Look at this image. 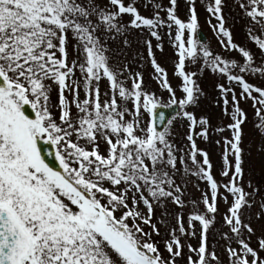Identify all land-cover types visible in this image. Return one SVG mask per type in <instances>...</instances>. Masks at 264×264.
<instances>
[{"label": "snow or ice", "instance_id": "snow-or-ice-1", "mask_svg": "<svg viewBox=\"0 0 264 264\" xmlns=\"http://www.w3.org/2000/svg\"><path fill=\"white\" fill-rule=\"evenodd\" d=\"M186 3L185 22L176 14L177 0H169L167 8L147 0L145 6L153 8L151 17L141 15L135 0H0V264H176L185 248L186 264H225V259L227 264H264L260 255L264 236L252 246L255 230L242 213L252 207L259 189L249 182L252 190L246 191L243 185L241 145L247 115L240 107L241 100L252 101L259 121L255 128L264 141V88L245 79V74L264 76V61L255 63L250 50L233 42L225 27L224 0L200 3L221 47L237 51L242 64L198 41L197 0ZM234 3L250 21L249 40L264 56V0ZM124 15L131 20L124 22ZM252 25L258 26L260 35ZM164 28L178 57L173 74L181 83L176 88L154 51L163 52ZM131 29L142 36L147 33L142 46L154 78L169 94L167 103L144 88L143 73L132 72L131 62L121 67L109 55L110 42L119 40L124 48L131 47L127 38ZM138 58L144 60L140 54L133 60ZM198 60L201 70L209 69L229 84L216 88L221 116L230 123L214 129L208 117L193 110L203 95L196 79L201 72L187 71L186 61L195 65ZM102 80L108 82L103 93ZM233 83L241 89L239 96ZM53 85L58 88L56 105L50 102ZM25 106L35 112L34 118L26 114ZM163 107L178 109L186 121L187 145H177L170 128L159 127L165 115L157 110ZM53 108L59 111L58 118ZM145 115L150 119L145 121ZM226 131L231 138L223 136ZM213 132L221 135L216 141L223 144L219 174L226 183L217 181L208 152L197 144L200 138L208 141ZM101 143L107 145L106 154L99 151ZM53 146L56 151L48 153L53 160L46 163L45 150ZM189 177L207 185V190L193 185L201 192L199 201L186 199ZM219 200L228 208L222 216L227 231L218 232V242L223 243L217 249L208 236L216 224ZM165 202L181 209L164 242L167 259L152 239L153 234L160 235L152 223L154 205L167 217ZM189 206L185 228L182 210ZM260 210L257 220L264 213V201ZM197 223L198 244L183 243L181 237L197 236Z\"/></svg>", "mask_w": 264, "mask_h": 264}, {"label": "rangeland", "instance_id": "rangeland-1", "mask_svg": "<svg viewBox=\"0 0 264 264\" xmlns=\"http://www.w3.org/2000/svg\"><path fill=\"white\" fill-rule=\"evenodd\" d=\"M131 2V0H126V3ZM163 5L164 8L170 6L169 0H155ZM147 0H135L136 7L140 11L141 15L151 17L153 14V8L151 5L145 6ZM197 14L199 18V30H202L206 36L204 41L199 39V34L197 33V39L199 42H202L206 45L209 50H211L215 54H219L224 58L227 59H235L241 64L243 63L242 57L239 55L237 51H226L221 47L219 43L217 35L213 32V29L207 23L208 13L205 11V8L201 5L200 0H197L196 3ZM176 14L185 22L189 17V5L186 3V0H177L176 5ZM223 15L225 17V27L230 29L233 35V42L242 46L246 47L251 53L254 55L255 63L260 64L264 61V56L261 55V51L258 47L249 40L247 35V29L250 24L248 18L243 16V13L239 9L238 5H235L234 0H224V7H223ZM161 16L166 19V14L162 11ZM124 22H128L131 20L129 15H124L122 17ZM212 24H216L217 21L212 19ZM255 34L260 35V30L258 26L252 25ZM169 30L164 28L161 29L162 41L163 44V52L155 51L157 62L166 69L169 76V81L174 88L181 83L180 79L174 76V62L177 61L178 57L175 54V49L172 47V42L170 37L167 35ZM172 36H175L176 29L173 27L171 29ZM147 33H144L142 36L139 30L131 29L127 33V38L131 45L130 48H124L123 45L117 40L115 43L110 42L109 46L112 49L111 53L109 54L113 61H116L122 67L124 63L131 62L129 67L132 72L140 71L143 73L144 77V88L150 92L156 93L158 96L162 98V100L167 103L169 100V94L166 91H163L158 83V81L154 78V72L147 61V52L146 49L142 46V41L144 36ZM187 35V34H186ZM156 44V41L153 40V45ZM71 51V49H70ZM138 54L143 55L144 60L141 61L139 58L137 60H133L134 56ZM71 59V57H70ZM201 63L202 60H198L195 65L190 64V62L186 61V70L187 71H200L201 74L197 76V83L203 91V95L200 97L199 107L193 109L197 116H206L209 118L212 128L214 129L218 125H226L230 123V121L226 118H222L221 116V107L218 106L220 104V93L216 88L217 84H224L226 87L229 86L226 78L212 73L209 69L201 70ZM143 65L142 67L140 65ZM236 71V70H234ZM80 74L77 73V76ZM127 76V73H125ZM245 79L250 84H253L256 87L264 88V76H260L259 74H245ZM51 83V82H49ZM129 86L131 85V81H128ZM237 96L240 94V87L236 84L230 85ZM101 92H105L108 88V82L106 80H102L100 82ZM177 97L181 96V93L177 91ZM256 95V93H253ZM83 96V93H81ZM69 99L71 97L69 96ZM229 99L231 100V95H229ZM50 102L53 105L58 103V88L57 86H52V91L50 92ZM131 107V105H129ZM240 107L245 111L247 115V120L243 125L244 136L242 139V148L244 149L242 154L243 159V185L246 191H251L252 189L248 188L247 185L251 182L253 188H258L259 192L252 198L253 204L251 208L242 209V213L246 218V222L250 220L252 227L255 230V236L252 237V246H257V238L264 236V213H261V219H256V214L260 213V204L264 201V151L260 150L262 143V137L259 135V130L255 128V124L259 123L255 115V109L252 106L251 100H241ZM53 112L55 116L59 117V111L53 108ZM73 115H75V108L72 109ZM175 119L171 125L168 124L167 127L170 128V131L173 134L174 142L177 145H187V141L185 139V135L187 133V124L182 118L176 114ZM145 121L149 120L150 117L145 115L143 117ZM173 119V118H172ZM223 136H227L231 138L230 132H224ZM221 139V135L213 132L210 136L208 141H204L203 138L197 140L198 147L207 151L210 157L211 162L213 163V173L215 178L220 183H226L227 178L222 177L219 173L221 170V154L223 152V144L217 145L216 141ZM107 145L104 143L100 144L99 151L102 154H106ZM198 159H202V157H198ZM191 166V165H190ZM189 183L186 188V199H193L199 201L201 198V192L197 191L193 185H199L201 190H207V185L198 181L194 177L188 178ZM179 182V181H178ZM223 191V189H221ZM229 202H231L232 197H228ZM166 210L168 212L167 217H162V209L158 206L154 205V215L152 219V223L156 225L157 228L160 229V235L153 234L152 239L156 242L159 246L160 252L162 253L165 259L168 258V253L164 248V242L170 239V229L176 227V222L174 218V214L181 209H178L176 206L172 205L170 202H165ZM200 210L203 211V204H200ZM218 208L219 211L216 214V224L209 230V244L217 249L220 248V244L223 243L222 241L218 242V232L227 231L226 227H222L223 221L222 216L226 213L228 205L225 204L222 200L218 201ZM140 210L147 215V209L141 204ZM185 215V228L188 227L187 224V214L191 211V206L182 210ZM120 213L117 212V215ZM164 219L166 223H160V220ZM145 231H151L150 227L147 225H142ZM196 232L197 236L195 238L192 237H181L182 242L185 244H191L196 246L199 242V233H200V225L196 224ZM177 235L179 233L177 232ZM219 254V253H218ZM188 255L187 248L184 249L183 257H178L176 259V264H186V257ZM264 257V252L260 254ZM225 264L227 261L225 259Z\"/></svg>", "mask_w": 264, "mask_h": 264}, {"label": "water", "instance_id": "water-1", "mask_svg": "<svg viewBox=\"0 0 264 264\" xmlns=\"http://www.w3.org/2000/svg\"><path fill=\"white\" fill-rule=\"evenodd\" d=\"M198 34H199V39L201 41H204L206 39V36L202 30H199ZM25 107H26V114L30 115V118H34L35 112L33 110H31L29 106H25ZM157 111L163 112L165 115V123L163 125H160L159 126L160 128L167 127L168 126L167 121L172 119L178 113V109H176L174 107H163V108L158 109ZM55 151H56L55 146H53L52 148H47L45 150L44 155L46 156V161H45L46 163L53 160V157L51 155H48V153L49 152H55ZM56 164H57V168H58V161L56 162ZM53 166H55V165H53Z\"/></svg>", "mask_w": 264, "mask_h": 264}]
</instances>
